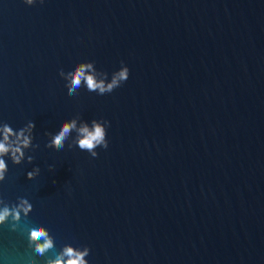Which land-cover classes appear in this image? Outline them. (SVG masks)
I'll list each match as a JSON object with an SVG mask.
<instances>
[{"label":"water","instance_id":"obj_1","mask_svg":"<svg viewBox=\"0 0 264 264\" xmlns=\"http://www.w3.org/2000/svg\"><path fill=\"white\" fill-rule=\"evenodd\" d=\"M93 61L127 81L70 96L60 71ZM76 115L109 121L97 157L45 147ZM29 121L39 147L5 158L0 209L32 211L0 223V264L66 244L88 264H264V0H0V123Z\"/></svg>","mask_w":264,"mask_h":264},{"label":"clouds","instance_id":"obj_2","mask_svg":"<svg viewBox=\"0 0 264 264\" xmlns=\"http://www.w3.org/2000/svg\"><path fill=\"white\" fill-rule=\"evenodd\" d=\"M35 2L36 0H24V3L29 6ZM43 2L44 0H40V3ZM129 73V68L121 61V67L113 72L109 79L108 73L98 71L93 61L78 63L67 73L61 70L59 75L67 82L68 94L75 96L81 87H86L88 92H96L98 95L111 93L127 81ZM107 126H109V121L103 118L92 119L89 123L76 115L72 119L62 122L55 133H45L49 136V141L45 147L62 150L65 147V142L70 140L69 148L75 145L81 151H87L92 157H97L96 149L98 147L108 148ZM34 129L35 123L33 121H29L20 129H13L8 123H0V182L5 180L8 171L6 157L15 165H20L25 159L29 164L33 163L34 157L26 156V153L39 147V145L33 144ZM73 132L76 134L74 138L72 137ZM39 172V167H35L27 173V178L32 180ZM31 211V203L25 198H19L15 206L6 205L0 209V223L5 222L9 216L14 220H19L21 213L27 216ZM29 241L35 242V250L41 255L54 248V239L50 238L47 230L40 225H34L30 229ZM89 252L90 249L87 246L77 248L71 244H66L54 259H49L48 264H88L86 257Z\"/></svg>","mask_w":264,"mask_h":264}]
</instances>
